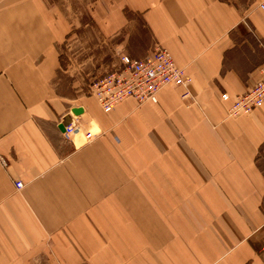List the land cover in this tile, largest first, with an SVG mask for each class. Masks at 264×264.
Here are the masks:
<instances>
[{"label": "crops", "instance_id": "obj_1", "mask_svg": "<svg viewBox=\"0 0 264 264\" xmlns=\"http://www.w3.org/2000/svg\"><path fill=\"white\" fill-rule=\"evenodd\" d=\"M261 1L95 0L91 34L190 77L106 112L57 84L58 1L0 0V264H264V103L227 115L264 64Z\"/></svg>", "mask_w": 264, "mask_h": 264}, {"label": "built area", "instance_id": "obj_2", "mask_svg": "<svg viewBox=\"0 0 264 264\" xmlns=\"http://www.w3.org/2000/svg\"><path fill=\"white\" fill-rule=\"evenodd\" d=\"M258 6L264 9V0ZM117 58L118 63L89 86V95L104 111H110L126 98H132L138 103L156 102L159 91L170 84L182 87L183 97L189 96L187 86L190 77L161 45L154 44L142 58H134L123 52H120ZM222 98L228 99L229 96L224 93ZM263 103L264 64L257 69L256 81L242 94L233 98L227 108V115L238 117L248 114ZM70 116L62 135L75 148H79L97 136L93 130L83 126L78 116L72 114ZM1 162L4 163L3 159ZM15 186L20 188L22 182L16 181Z\"/></svg>", "mask_w": 264, "mask_h": 264}, {"label": "rangeland", "instance_id": "obj_3", "mask_svg": "<svg viewBox=\"0 0 264 264\" xmlns=\"http://www.w3.org/2000/svg\"><path fill=\"white\" fill-rule=\"evenodd\" d=\"M57 1L58 8L69 24L70 32L61 44L60 66L55 79L68 92L89 95L91 83L118 63V54H128L119 47L124 36L91 34L94 28L91 14L95 0Z\"/></svg>", "mask_w": 264, "mask_h": 264}, {"label": "water", "instance_id": "obj_4", "mask_svg": "<svg viewBox=\"0 0 264 264\" xmlns=\"http://www.w3.org/2000/svg\"><path fill=\"white\" fill-rule=\"evenodd\" d=\"M71 112L74 114V115H80L82 112H83V108L81 107H73L71 108ZM67 120L65 119L63 122H61V124H59V129L61 131H64V124Z\"/></svg>", "mask_w": 264, "mask_h": 264}, {"label": "bare ground", "instance_id": "obj_5", "mask_svg": "<svg viewBox=\"0 0 264 264\" xmlns=\"http://www.w3.org/2000/svg\"><path fill=\"white\" fill-rule=\"evenodd\" d=\"M76 116V115H75Z\"/></svg>", "mask_w": 264, "mask_h": 264}]
</instances>
